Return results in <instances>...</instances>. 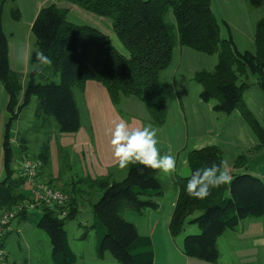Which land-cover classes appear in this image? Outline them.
Returning <instances> with one entry per match:
<instances>
[{"label":"trees","instance_id":"trees-1","mask_svg":"<svg viewBox=\"0 0 264 264\" xmlns=\"http://www.w3.org/2000/svg\"><path fill=\"white\" fill-rule=\"evenodd\" d=\"M6 1L0 0V84L7 95L0 210L30 200L31 187L14 167L15 158L20 161L29 155L28 139L22 137L15 147L11 131L22 110L35 96L33 117L38 125L34 126L44 129V138L32 153L39 161L37 174L49 185L63 180V189H60L69 195L67 213L61 215L40 206L22 211L19 216L27 219L34 211L40 212L36 225L49 237L54 264H74L65 224L79 215L80 208L88 205L93 217L89 228L100 236L99 257L108 252L119 264H153L149 237L138 234L135 225L125 219L124 211L143 214L157 207L155 197L162 193L158 170L133 164L126 168L123 178L110 172L94 179L85 175L74 177L68 175V171L76 158L69 149L59 146V173L53 178L49 140L53 133L76 132L81 127L78 99L87 80L103 84L121 116L130 115L123 105L132 96L143 105L142 121L162 126L168 116L162 77L171 63L175 46L180 45L216 55L212 69H199L193 75V80L200 85L199 97L211 103L217 114L238 113L256 139L251 150H261L264 126L246 106L244 93L252 85H258L264 93V17L255 24L253 49L240 51L224 21L228 37L221 38V26L210 0H68L97 16L109 18L114 34L127 51L123 54L105 31L70 21L68 9L50 3L39 10L32 23L35 44L23 82L22 75L9 66L8 37L2 26ZM169 12L173 21L167 19ZM11 17L19 18L16 7L11 9ZM37 50L52 60L51 66H45L42 72L32 70ZM249 76H255L256 80L250 81ZM222 160L224 152L214 144L189 150V173L176 179L178 193L168 223L172 237L184 232L185 223L197 225L200 231L186 234L181 249L186 256L204 263H217L220 255L217 238L224 231L234 230L246 219L264 218V184L249 172L233 174L229 184L211 189V194L203 200L186 194L187 181L196 169L219 164ZM247 162V154L241 153L234 159L233 166L246 168ZM95 192L98 196L89 201Z\"/></svg>","mask_w":264,"mask_h":264},{"label":"crops","instance_id":"crops-1","mask_svg":"<svg viewBox=\"0 0 264 264\" xmlns=\"http://www.w3.org/2000/svg\"><path fill=\"white\" fill-rule=\"evenodd\" d=\"M251 1L254 5L256 4L258 9L264 8V0H222L221 2L210 0L213 12L216 10L224 23L229 26L233 41V26L230 16L252 25L251 13L247 10ZM50 3L68 9V17L71 14L76 17L90 16L82 12L81 7L68 0H15V2L7 0L4 3L2 26L8 37L9 66L11 70L20 73L22 79L28 70L29 63L28 60L24 63L17 62L18 49L23 47L30 55L35 44V36L31 31L32 23L39 10ZM230 4H232L233 9L231 12L228 10ZM14 7L19 11L18 19L11 17V9ZM262 15L264 14H260L259 11L255 21L257 22L262 18ZM96 20L103 23L105 21L106 26L103 27L106 28L100 29L110 36L120 52L127 54L126 49L112 30L111 20L104 16H99ZM5 23L10 26L8 30L5 28ZM253 37L251 28L247 31V39L253 41ZM121 45L123 48H121ZM213 63L214 59H211L207 54L177 45L173 50L171 63L162 77L168 105V116L162 126H154L160 130L158 133L160 142L157 147L165 151L171 149L176 159V170L171 175L161 174L158 170V177L162 183V193L155 197L157 202L155 209L147 210L143 214H138L132 210H127L124 213L126 220L129 219L128 215L130 216L128 221L135 225L139 235L149 237L153 250V264H212L190 258L182 252V240L187 234L185 230L183 235L177 237L170 236L168 231V223L178 193L176 179L178 176H187L189 173L187 166L189 150L206 145H217L223 152H229V157L226 159L224 156V161L228 163V171L231 177L233 174L249 172L259 177L264 184V170H261L264 167V162L258 166V172L256 169V172L250 170L254 159H256L255 163L259 158L264 160V148L257 151L251 150L256 144V139L244 119L239 115L232 120L223 121L221 115L212 110V104L202 101L199 97L200 85L193 82V75L199 69H212ZM81 99L86 111V123L82 122L81 127L76 132L53 133L49 140L53 178L57 177L59 173V146L69 149L71 154L79 160L85 176L94 179L110 172L118 178H123L126 169H120L116 166L110 145V131L113 129L114 124L121 120L126 121L130 127L142 128L148 123H144L138 114L129 113V116H121L111 102L106 88L98 81L87 80L85 82ZM128 100L130 99H126L125 102L127 103ZM6 101L7 95L0 84V179L3 176L2 135L7 119ZM249 101L251 102V99ZM18 120L11 131L15 147L19 146L15 137ZM27 145L32 153L35 150H32L31 147L38 148V144L34 145L28 142ZM238 151L247 152L248 162L246 168H235L233 166ZM17 163L18 160L15 162V168ZM167 182L172 187L170 195H167L164 188V184ZM25 190L29 193L27 186ZM165 198L168 199L164 202ZM20 220H26V218H16L4 236L15 229L17 230L15 227L18 226L15 225ZM92 221L93 217L91 216L89 219L78 222V226L85 228ZM241 222L234 230H226L217 238L220 255L215 264H264V246H257L253 243L254 240L264 238V218L252 219L244 224H241ZM191 225L194 224H188L187 226ZM92 230L94 231V229ZM82 235H85V237L81 238ZM88 235L83 234V232L80 233L78 237L80 243H85L84 240L88 238ZM99 239L100 236L95 232L94 242H91L88 248H74V264H119L108 253H105L103 257L98 256ZM85 246L87 245H82V247ZM5 261L6 264H20L15 260L8 263L7 253ZM46 264H54L52 253L50 261Z\"/></svg>","mask_w":264,"mask_h":264},{"label":"rangeland","instance_id":"rangeland-1","mask_svg":"<svg viewBox=\"0 0 264 264\" xmlns=\"http://www.w3.org/2000/svg\"><path fill=\"white\" fill-rule=\"evenodd\" d=\"M219 1L221 2L222 0H219ZM248 5L249 6L247 10L251 13L250 18L252 20V25L245 23V22H241L239 18L230 16L231 24L233 26L232 33H233L234 42L236 44V47L240 51H243L246 49H249V50L253 49V41H250L247 39V31L252 28L253 36H254L256 16L259 13V11H260V14H264V8L258 9L256 4L254 5L252 1L249 2ZM228 10L229 12L233 10L232 4H230ZM81 11L90 16L76 17L71 14L68 17L69 20L72 22L78 23V24H88V25L91 24L93 26H97L99 29L106 28V27H103V26H106L105 21L103 23L100 20H96L99 18V16L91 12L85 11L83 9H81ZM214 14L221 26V31H220L221 38H227L228 31L226 27L224 26V24H222L223 19L221 18V16L218 14L216 10H214ZM263 16L264 15H262V17ZM167 19L173 21L172 14L170 12L167 14ZM5 28L6 30H8L10 26L7 23H5ZM121 48H123L122 45H121ZM208 56L211 57V59H214V63L212 65V68H213L216 62V55H208ZM249 80L255 81L256 80L255 76H249ZM22 81L24 82V77ZM193 82L197 84V82L195 81ZM81 97H79L78 99L79 106L81 109V120L83 123H86V120H87L86 111H85V107L83 106V100L81 99ZM129 99L130 100L127 101L126 105H123L125 112L130 113V114L134 113V114H138L142 116L145 113V111H144V108L141 102H139L135 97H132V96L129 97ZM249 99H251V102L249 101ZM244 102L246 106L253 112V114L258 119V121L264 126V93L258 85L251 86L244 93ZM36 104H37V98L33 96L31 98V102L29 103V105L26 106L21 112L20 118L16 124L17 127L15 128L16 129L15 137H16V142L18 144L20 143L19 141L22 137H25V138L27 137L28 142L34 145L35 144L39 145L42 139L44 138L43 137L44 129L38 126H34L36 124V121L34 120L33 115L35 113ZM236 116H239V114L235 112L231 116L221 115V118L223 121H226L229 119L232 120ZM31 149L35 150L33 151V153L36 152L37 150L36 147H31ZM160 151H161V154L165 152V150H162V149H160ZM28 152H29V155L24 156V157L34 159L33 158L34 154H32V152L29 151V148H28ZM241 153L246 154L247 152L238 151V154H241ZM224 156L227 159L229 157V152L224 151ZM15 160H17V158H15ZM255 160L256 159H254V161L252 162V169H250L252 170V172H256L258 170L257 169L258 166L261 165L262 162H264L263 158H259L256 163H255ZM261 170H264V167H262ZM65 173H66V170H65ZM68 175H73L74 177L84 175L79 160L75 159L72 162V166H71V169L68 171ZM62 184H63V180L58 181L57 183H53L52 185L63 189ZM164 188H165L167 195L168 194L170 195L171 194L170 192L172 191L171 185L167 182L166 184H164ZM97 196L98 195L96 194V192L94 195L91 194L89 197L90 198L89 201L96 199ZM167 199L168 198H165L163 201L165 202L167 201ZM125 212H127V210H125L124 213ZM79 213L80 215L76 216L73 219L67 220L65 224V229L67 232V242L68 244H70V249L72 250V252L74 248H82V249L88 248V245L91 244V242L93 243L95 239V231L89 228L90 224H87L88 225L87 228H80L78 226V222L82 220L84 221L87 218L89 219L92 216L89 206L87 205V206L82 207V209L79 210ZM89 213H90V216H89ZM40 217H41V213L34 211L32 216H30L26 220L18 221V223L15 225L18 227L14 226L15 228H17V230L15 229L14 231L10 232L7 236L3 237V247L7 253L8 263H11L15 260L17 263H20V264H46L48 261H50V255L52 253V246L50 244L49 237L45 233V231H43L36 225V221ZM18 218H20L19 215H18ZM128 218L130 219L129 215H128ZM247 221L249 220L247 219L243 220L241 224H244ZM187 225L188 223H185V227H184V230L186 231L187 234H195L200 231L197 225H191V226H187ZM82 232L83 233L87 232V234H89L88 238L84 240L85 243H80V239L78 238L80 233ZM181 235H183V232L180 234V236ZM82 245H87V246L82 247ZM108 254L110 255V253Z\"/></svg>","mask_w":264,"mask_h":264},{"label":"clouds","instance_id":"clouds-1","mask_svg":"<svg viewBox=\"0 0 264 264\" xmlns=\"http://www.w3.org/2000/svg\"><path fill=\"white\" fill-rule=\"evenodd\" d=\"M30 59L26 50L21 47L17 52V62L24 63ZM32 70L42 72L45 66H51L52 60L43 51H36ZM159 129L148 124L144 127H130L121 120L114 124L110 131V145L116 166L126 169L130 165L139 164L161 174L171 175L176 170V159L171 149L161 154L159 144ZM227 161L196 169L187 181L185 192L194 199H205L211 194V189L219 188L231 182ZM257 246H264V238L254 240Z\"/></svg>","mask_w":264,"mask_h":264},{"label":"built area","instance_id":"built-area-1","mask_svg":"<svg viewBox=\"0 0 264 264\" xmlns=\"http://www.w3.org/2000/svg\"><path fill=\"white\" fill-rule=\"evenodd\" d=\"M19 177H22L31 187L30 200L22 202L11 209L0 210V264H6L3 237L11 223L18 218L22 211L46 206L54 209L57 213L65 215L66 203L69 195L60 188L49 185L38 176L39 162L35 159L22 157L16 164Z\"/></svg>","mask_w":264,"mask_h":264}]
</instances>
